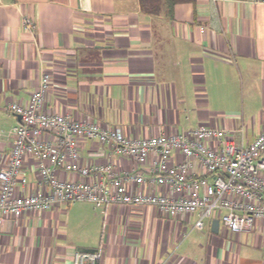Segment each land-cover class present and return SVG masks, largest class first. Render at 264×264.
<instances>
[{
	"label": "crops",
	"instance_id": "1",
	"mask_svg": "<svg viewBox=\"0 0 264 264\" xmlns=\"http://www.w3.org/2000/svg\"><path fill=\"white\" fill-rule=\"evenodd\" d=\"M162 8L147 14L139 0H0V169L11 146L4 133L20 122L6 106L25 105L42 72L49 75L46 113L119 127L129 137L212 123L248 144L262 132L264 4L196 0L176 3L170 15ZM24 16L34 20V32L22 27ZM217 113L230 116L213 123ZM78 140L80 164L136 166L96 138ZM35 162L31 155L24 160L27 181L17 182L15 193L37 190ZM56 175L82 179L61 168ZM196 217L89 201L24 211L0 221V264H73L74 250L97 246L104 250L99 264H264V219L246 232L219 223L216 233L211 222L218 215L201 230L193 228Z\"/></svg>",
	"mask_w": 264,
	"mask_h": 264
},
{
	"label": "built area",
	"instance_id": "2",
	"mask_svg": "<svg viewBox=\"0 0 264 264\" xmlns=\"http://www.w3.org/2000/svg\"><path fill=\"white\" fill-rule=\"evenodd\" d=\"M217 2L218 0H212ZM264 4V0H253ZM25 30H36L29 16ZM202 29V28H201ZM40 80L25 105L9 102L7 111L20 122L4 134L11 138L8 159L0 169V221L24 211L56 209L66 203L89 201L94 206H151L169 216L197 213L193 228L201 230L218 214L230 232H246L264 219V130L248 144H237L230 131L199 125L189 130L129 137L121 128L75 120L70 115L46 113L42 107L49 75ZM96 138L118 154L132 159L135 168L118 171L111 160L80 164L79 138ZM174 154L181 159L174 161ZM36 159L39 179L35 192L15 193L23 176L27 156ZM155 155V159L152 158ZM149 171L146 177L139 168ZM58 168L81 180H62ZM48 188L41 192V188ZM157 186L167 192L155 193ZM103 248L76 249L73 264H99Z\"/></svg>",
	"mask_w": 264,
	"mask_h": 264
},
{
	"label": "trees",
	"instance_id": "3",
	"mask_svg": "<svg viewBox=\"0 0 264 264\" xmlns=\"http://www.w3.org/2000/svg\"><path fill=\"white\" fill-rule=\"evenodd\" d=\"M196 0H139L140 9H142L147 14H158L162 11V7L168 10V15H170L173 7L176 3H195Z\"/></svg>",
	"mask_w": 264,
	"mask_h": 264
},
{
	"label": "rangeland",
	"instance_id": "4",
	"mask_svg": "<svg viewBox=\"0 0 264 264\" xmlns=\"http://www.w3.org/2000/svg\"><path fill=\"white\" fill-rule=\"evenodd\" d=\"M207 116H209V114L207 115ZM230 116V114L228 113V114H226V113H217V114H213L212 115V117L211 118H209L210 119V121H212L213 123H215V121H220L221 119H223V118H225V117H229ZM231 116H233V115H231ZM205 124H207V125H211L212 123H205ZM236 129V128H235ZM231 130V129H230ZM230 135H231V137H234V136H237L238 134H234V132H233V130H231L230 131ZM66 206V205H65ZM91 209V207H90V205H89V208H87V210H90ZM216 215H218V214H216Z\"/></svg>",
	"mask_w": 264,
	"mask_h": 264
},
{
	"label": "water",
	"instance_id": "5",
	"mask_svg": "<svg viewBox=\"0 0 264 264\" xmlns=\"http://www.w3.org/2000/svg\"><path fill=\"white\" fill-rule=\"evenodd\" d=\"M218 227H219V220L215 218L211 222V230L217 233L219 231Z\"/></svg>",
	"mask_w": 264,
	"mask_h": 264
}]
</instances>
